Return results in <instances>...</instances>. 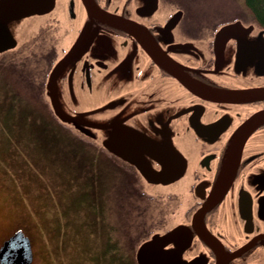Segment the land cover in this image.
<instances>
[{"label": "flooded vegetation", "instance_id": "1", "mask_svg": "<svg viewBox=\"0 0 264 264\" xmlns=\"http://www.w3.org/2000/svg\"><path fill=\"white\" fill-rule=\"evenodd\" d=\"M197 17L177 0H55L8 51L32 33L55 38L41 97L58 124L103 152L109 173L130 171L149 184L113 147L156 171L177 169L173 182L154 185L177 184L171 190L184 213L151 224L132 254L136 264L145 241L170 231L146 249L152 264H264L263 29L244 21V29L218 39L239 18L213 29ZM194 23L198 33L190 31ZM63 58L57 97L74 122L55 114L47 90Z\"/></svg>", "mask_w": 264, "mask_h": 264}, {"label": "rangeland", "instance_id": "2", "mask_svg": "<svg viewBox=\"0 0 264 264\" xmlns=\"http://www.w3.org/2000/svg\"><path fill=\"white\" fill-rule=\"evenodd\" d=\"M201 4L190 10L198 15V25L208 28L234 11L229 0ZM196 28L189 30L198 33ZM32 36L16 50L0 54V66L25 67L44 85L45 69L54 57L50 41L55 43V38ZM31 51L38 54L36 59L29 56ZM40 99L43 104L35 101V106L41 110L33 109L0 73V245L22 228L32 241L33 264H136L129 254L130 238H120L113 229L127 212L119 193L122 177L108 172L102 151L49 120L43 114L50 111L49 104ZM150 184L137 182L149 200L145 220L162 225L174 210L184 213L182 199L171 190L179 189L177 184ZM138 205L135 214L143 204Z\"/></svg>", "mask_w": 264, "mask_h": 264}, {"label": "water", "instance_id": "3", "mask_svg": "<svg viewBox=\"0 0 264 264\" xmlns=\"http://www.w3.org/2000/svg\"><path fill=\"white\" fill-rule=\"evenodd\" d=\"M54 3L55 0H0V53L15 48L24 39L29 24L31 25V22L34 21L33 17L51 11ZM244 28V22L241 19L227 23L218 30L217 38L227 37L236 30ZM252 28L253 25H250L246 29ZM260 33L263 35L264 29ZM64 58L52 69L47 82V90L55 114L65 122H74L75 118L63 109L57 97L56 75L63 66ZM103 143L105 144L104 141ZM112 150L135 162L140 172L150 183L168 184L179 176L177 169L169 170L168 166H165L162 171H156L139 158L128 157L125 153H122L125 150L123 147H113ZM173 234V231L164 235L154 234L151 239L145 241L137 251L139 263L152 264V259L146 256V249L155 243V239H169ZM33 261L32 241L21 228L7 238L0 247V264H32Z\"/></svg>", "mask_w": 264, "mask_h": 264}, {"label": "trees", "instance_id": "4", "mask_svg": "<svg viewBox=\"0 0 264 264\" xmlns=\"http://www.w3.org/2000/svg\"><path fill=\"white\" fill-rule=\"evenodd\" d=\"M177 1L181 2V4H187V6L191 8V10H195L199 4L202 7L201 2L205 0ZM229 1L233 6L234 11L232 10L231 16L226 20L240 18L244 21L253 22L260 28H264V0ZM0 73L2 74V76H4V78L8 80L17 95L25 99L33 109L41 110V108L37 109L35 106V101H37L38 105L39 102H42L43 104V100L40 99L41 88L39 86V83L36 81L35 75L32 71H30L29 69H25V67L14 65L12 67L0 66ZM43 114H45L49 120L54 122L55 125L61 127L65 133L69 134V131L58 124L57 120L49 110L47 112H44ZM122 175L123 184L119 193L120 196L123 195V204L127 207V212L121 214V221H116L113 224V229H115L120 238H130L131 244L129 245V254L132 255L135 253L136 246L139 240L150 233L149 228L151 227V224L148 222V220H145L146 208L149 200L145 196V194L140 193L137 187L138 181L134 173L125 171ZM139 203L143 204L142 208L135 214L134 210L136 209V205H138ZM131 217L132 221H130ZM138 219L140 221H138Z\"/></svg>", "mask_w": 264, "mask_h": 264}]
</instances>
